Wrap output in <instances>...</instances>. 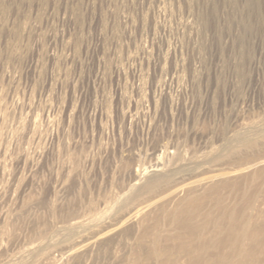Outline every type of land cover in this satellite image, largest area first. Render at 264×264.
Wrapping results in <instances>:
<instances>
[{
    "label": "rangeland",
    "instance_id": "1",
    "mask_svg": "<svg viewBox=\"0 0 264 264\" xmlns=\"http://www.w3.org/2000/svg\"><path fill=\"white\" fill-rule=\"evenodd\" d=\"M0 264H264V0H0Z\"/></svg>",
    "mask_w": 264,
    "mask_h": 264
},
{
    "label": "bare ground",
    "instance_id": "2",
    "mask_svg": "<svg viewBox=\"0 0 264 264\" xmlns=\"http://www.w3.org/2000/svg\"><path fill=\"white\" fill-rule=\"evenodd\" d=\"M240 173L241 172L227 173V174H216V175H210V176L203 177L201 179H198V180L192 181L190 183L181 185L180 187H178L175 190H173L172 192H170V194L166 197V199H170L171 197L175 196L177 193L183 192V191H187V190L193 188L196 185H200V184L209 182L211 180H216V179H219V178H226V177H229V176L233 177V176H235L237 174H240ZM160 202H158V203H160ZM150 209H151V205H145L144 207L135 209L134 211H132L131 213L128 214V216L126 217L124 222H134L137 219H139L140 217H142L144 214H146ZM95 241H97V240L91 241L88 244L93 245L92 243H94Z\"/></svg>",
    "mask_w": 264,
    "mask_h": 264
}]
</instances>
